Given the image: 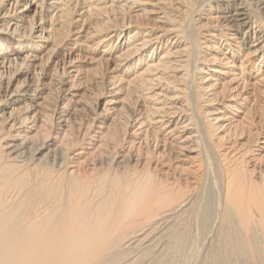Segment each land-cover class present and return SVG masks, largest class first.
Returning a JSON list of instances; mask_svg holds the SVG:
<instances>
[{"label":"bare ground","instance_id":"obj_1","mask_svg":"<svg viewBox=\"0 0 264 264\" xmlns=\"http://www.w3.org/2000/svg\"><path fill=\"white\" fill-rule=\"evenodd\" d=\"M255 91L264 0H0V264H264Z\"/></svg>","mask_w":264,"mask_h":264},{"label":"rangeland","instance_id":"obj_2","mask_svg":"<svg viewBox=\"0 0 264 264\" xmlns=\"http://www.w3.org/2000/svg\"><path fill=\"white\" fill-rule=\"evenodd\" d=\"M87 45H90V43L89 42H87ZM86 65H87V63H85ZM90 66V65H89ZM91 84V85H90ZM90 84H89V82H88V84H86V86H87V88H86V86L84 87L83 86V89H82V92H83V95L84 96H88V98H91V100H94L95 99V97H96V93H98V91H96L97 90V88L95 87V85L94 84H92L91 82H90ZM90 86V87H89ZM252 85H249V88L247 87V88H244V90H246V91H250L251 89H252ZM85 89H87V90H85ZM100 89V88H99ZM88 91V92H87ZM94 93V94H93ZM258 93V94H257ZM93 96V97H92ZM253 97V98H252ZM252 97H250L251 99V101H253V99H255L254 101H253V103H255V104H257V106H264V97H262V96H260V93L259 92H257V91H255L254 93H252ZM93 98V99H92ZM259 98V99H258ZM102 103H103V101H102ZM251 103V102H250ZM100 105H103V104H100ZM261 106V107H262ZM256 122H254L253 123V125L251 126V130L250 131H255L256 129H258L259 128V126L261 125V123H259V122H257V117L255 116L254 118H253ZM126 125V124H125ZM126 127V126H125ZM124 127V129L122 128V130H121V135L123 136V135H125V134H127V133H131V131L129 130V129H131V127H128V129L127 128H125ZM125 132H127V133H125ZM122 133H124V134H122ZM130 134H128L127 136H126V139H128ZM240 152H242V150L243 149H246V147L244 146V147H236ZM152 171V170H151ZM20 194V196H21V193H19ZM19 194H17V195H15L14 197H16V198H12L11 200H9L8 202H7V204H6V206L7 207H10L11 205H13V204H15V202H18L17 201V197H18V199H19V201L20 200H22L21 199V197L19 196ZM22 197H24L25 199H23V201L24 200H26L27 198L25 197V196H23V194H22ZM14 200H16V201H14ZM27 205L29 206H27V213H29V214H35L34 212H35V210H33V209H35V207H34V203H27ZM4 207H5V205H4ZM32 207H34V208H32ZM32 213H31V212Z\"/></svg>","mask_w":264,"mask_h":264}]
</instances>
